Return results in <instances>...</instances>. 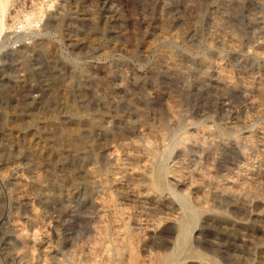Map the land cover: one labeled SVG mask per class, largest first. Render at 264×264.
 I'll use <instances>...</instances> for the list:
<instances>
[{
	"label": "rangeland",
	"instance_id": "1",
	"mask_svg": "<svg viewBox=\"0 0 264 264\" xmlns=\"http://www.w3.org/2000/svg\"><path fill=\"white\" fill-rule=\"evenodd\" d=\"M194 1L0 0V264H264V0Z\"/></svg>",
	"mask_w": 264,
	"mask_h": 264
},
{
	"label": "bare ground",
	"instance_id": "2",
	"mask_svg": "<svg viewBox=\"0 0 264 264\" xmlns=\"http://www.w3.org/2000/svg\"><path fill=\"white\" fill-rule=\"evenodd\" d=\"M187 1V0H186ZM193 2V1H192ZM195 2V5H198V6H201L202 4H203V0H195L194 1ZM188 4V3H187ZM187 6V5H186ZM191 7V6H190ZM193 7V6H192ZM203 7V6H202ZM201 8V7H200ZM194 10V9H193ZM190 11V10H189ZM197 11V10H196ZM191 13V12H190ZM193 15V14H192ZM226 15V14H225ZM222 16V15H221ZM195 17H197V18H199L200 17V15L197 13L196 14V16ZM217 17V16H216ZM226 17V16H225ZM228 17V16H227ZM214 18V17H213ZM218 18V17H217ZM226 19V18H225ZM219 20V19H218ZM226 22V21H225ZM214 23V22H213ZM222 23H219L218 22V27H220V25H221ZM224 24V23H223ZM222 26V25H221ZM221 31V30H220ZM227 32V31H226ZM233 35V34H232ZM222 36V35H221ZM220 36V37H221ZM229 37V36H228ZM233 38V37H232ZM235 38V37H234ZM233 40V39H232ZM230 41V40H229ZM234 41V40H233ZM111 73V72H110ZM110 76V75H109ZM123 76V75H122ZM222 77H225V78H227L228 77V74H224L223 73V76ZM106 78V77H105ZM107 80H108V78H107ZM223 81V80H222ZM105 82V81H104ZM108 83V82H107ZM224 83V82H223ZM229 83V82H228ZM226 84V83H225ZM230 84V83H229ZM102 85V84H101ZM125 86V85H124ZM230 86V85H229ZM221 87V86H220ZM260 87V86H259ZM223 88V87H222ZM105 89V88H104ZM225 90V89H224ZM244 90V89H243ZM112 91V90H111ZM126 93V92H125ZM129 95V94H128ZM86 97V96H85ZM85 99V98H84ZM103 100V99H102ZM131 100V99H130ZM131 102V101H130ZM136 102V101H135ZM135 102H133V103H135ZM138 102V101H137ZM135 106V105H134ZM166 106H167V109L169 110V111H171V112H173V113H176V108L175 107H177L176 105H167L166 104ZM178 108V107H177ZM79 110V109H78ZM136 110V109H135ZM78 113V112H77ZM117 116V115H116ZM42 122V121H41ZM92 125V124H91ZM91 128V127H90ZM91 131V130H90ZM156 135V134H155ZM35 137V136H34ZM70 137H72V139L69 141V143L71 142V143H76L75 145L77 146V142H78V140L76 139V137L74 138V136L73 135H66L63 139H65V141L66 140H68V139H70ZM75 139L77 140V142H75ZM187 140H190V138L188 137V136H184L183 137V141H187ZM194 140V139H193ZM198 140V139H197ZM195 141V140H194ZM227 147L228 148H230V150L232 149H236L237 148V145H235V144H229V145H227ZM212 148V147H211ZM238 148H239V146H238ZM124 149H126V147L124 148ZM123 149V150H124ZM210 150V149H209ZM126 151V150H125ZM131 151V150H130ZM207 151V150H206ZM122 152V151H121ZM135 153V152H134ZM154 153V152H153ZM211 153V152H210ZM208 154V153H207ZM230 154V153H229ZM231 155V154H230ZM243 155V154H242ZM123 156V155H122ZM126 156H127V158L129 159V160H132V159H134V156H133V154H130V153H127L126 152ZM208 156V155H207ZM212 156V155H211ZM154 157V156H153ZM264 157V156H263ZM210 158V157H209ZM216 158V157H215ZM214 157H212V159H215ZM125 159H126V157H125ZM154 160V159H153ZM220 161V160H219ZM255 161V160H254ZM124 162V161H123ZM130 162H132V161H130ZM183 162V161H182ZM262 162V161H261ZM122 163V162H121ZM155 163V162H154ZM161 163V162H160ZM163 163V162H162ZM210 163V162H209ZM212 163V162H211ZM220 164V163H219ZM120 166V165H119ZM154 166V165H153ZM243 166V165H242ZM151 169V171H150V174H149V178H150V180H149V182L151 181V183H149L150 184V188L152 189V190H161V188H163V187H165V185H166V181H165V176L163 175V168H161L160 167V165H157V166H155L154 168H150ZM141 170V169H140ZM243 170V169H242ZM129 171V170H128ZM138 171V170H137ZM206 172V171H205ZM241 172V171H240ZM253 173H254V171H253ZM165 174V173H164ZM170 174V173H169ZM134 175V174H133ZM243 175V174H242ZM136 176V175H135ZM169 176V175H168ZM171 176H172V178L173 179H178L179 180V177H181L182 175H179V173L177 174V173H172L171 174ZM201 176V175H200ZM239 176V175H238ZM130 177V176H129ZM137 177V176H136ZM210 177V176H209ZM227 177H229V176H227ZM147 178V177H146ZM131 179V178H130ZM134 179V178H133ZM183 179V178H182ZM181 179V180H182ZM223 179V178H222ZM234 179V178H233ZM243 179V178H242ZM37 180V179H36ZM180 180V181H181ZM198 180H199V178H198ZM247 180V179H246ZM258 180V179H257ZM260 180V182H259V186H264V178H263V176L259 179ZM173 181V180H172ZM215 181V180H214ZM179 182V181H178ZM208 182H209V180H208ZM216 182V181H215ZM214 182V183H215ZM218 182V181H217ZM246 182V181H245ZM244 182V183H245ZM193 183H194V186H195V188L198 190V191H200L201 192V197H200V199L199 200H197V203H196V205H193V204H190L189 203V201H188V199H187V196H185V195H181L180 196V203L182 204V206L186 209V211H187V213H188V215H189V220H190V222H192L193 220H195L196 219V217H197V215L199 214V207H201L202 206V204H203V202L208 198V195H210V193H212L211 192V190H207L206 188L204 189L203 187L204 186H202L203 184V181H202V183H200V184H198V183H196V181H194L193 180ZM213 183V184H214ZM225 183V182H224ZM226 184V183H225ZM235 184V183H234ZM243 184V183H242ZM241 184V185H242ZM193 185V184H192ZM248 186V185H247ZM209 187V186H208ZM215 190L214 191H216L217 190V192H220V193H226L227 191H226V188H224V186H223V188H221L220 186H219V184L218 183H215ZM237 187V186H236ZM132 188V187H131ZM241 188V187H240ZM165 189V188H164ZM246 189V188H245ZM134 190V189H133ZM163 190V189H162ZM235 190V189H234ZM248 190H252V189H248ZM255 191H257L256 189H254ZM260 190V189H259ZM132 191V190H131ZM229 191V190H228ZM136 192V191H135ZM137 193V192H136ZM259 193V192H258ZM130 194V193H129ZM154 194V193H153ZM217 194H219V193H217ZM236 194H238V192L236 193ZM248 194V193H247ZM135 195H137V194H135ZM140 195V194H139ZM145 195V194H144ZM221 196V195H220ZM133 197V196H132ZM157 198H159V200H161V198L160 197H158V196H156ZM163 197H164V195H163ZM232 197V196H231ZM238 197V196H237ZM196 199V198H195ZM222 199V198H221ZM169 200V199H168ZM165 201H167V200H165ZM195 201V200H194ZM206 202H207V200H206ZM165 203V202H164ZM167 204V203H166ZM170 204V203H169ZM158 207V206H157ZM212 207V206H211ZM243 207H245V206H243ZM169 208V207H168ZM213 208V207H212ZM164 209V208H163ZM244 209H246V208H244ZM156 210V209H155ZM161 210V209H160ZM153 211V210H152ZM159 211V210H158ZM212 211V209H209L208 210V212H206V213H204V215L202 214V213H200V214H202L203 215V217H204V221L206 222V223H209V224H213V223H219V225L222 227V228H224V229H226V230H233V228H234V224H233V222H231V221H229V219H227V218H224V217H221L222 215H217V214H214V213H212L211 212ZM119 212H121V211H119ZM123 213V212H122ZM260 213V212H259ZM171 214V213H170ZM199 214V215H200ZM170 216V215H169ZM263 216V215H262ZM171 217V216H170ZM173 217V216H172ZM257 218V217H256ZM263 218V217H262ZM129 219V218H128ZM171 219V218H170ZM243 221V220H242ZM101 222V221H100ZM123 223V222H122ZM102 224V223H101ZM126 224V223H125ZM135 225V224H134ZM131 226H133V225H131ZM182 226V225H181ZM184 226V225H183ZM219 226V227H220ZM212 227V226H211ZM215 227V226H214ZM96 228V227H95ZM100 229V228H99ZM176 230V229H175ZM106 231V230H105ZM121 231V230H120ZM242 232V231H241ZM103 233V232H102ZM125 233L126 234H128V233H130V228L129 227H125ZM244 233V232H243ZM246 233V232H245ZM231 235V234H230ZM124 236V235H123ZM188 236V235H187ZM187 236H185L184 237V241L182 242V243H186L187 242ZM122 237V236H121ZM183 238V237H182ZM254 240L252 241L251 240V243H254L255 245L256 244H262V239H258V238H253ZM180 249H181V247H180ZM180 251V250H179Z\"/></svg>",
	"mask_w": 264,
	"mask_h": 264
},
{
	"label": "built area",
	"instance_id": "3",
	"mask_svg": "<svg viewBox=\"0 0 264 264\" xmlns=\"http://www.w3.org/2000/svg\"><path fill=\"white\" fill-rule=\"evenodd\" d=\"M22 24H15V26H13V30L12 32H21L22 31Z\"/></svg>",
	"mask_w": 264,
	"mask_h": 264
}]
</instances>
